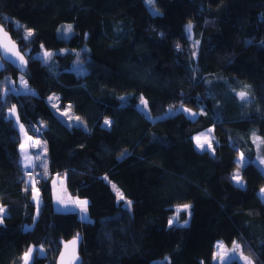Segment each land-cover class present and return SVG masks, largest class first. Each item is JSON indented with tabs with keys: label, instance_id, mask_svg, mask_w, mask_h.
Returning <instances> with one entry per match:
<instances>
[{
	"label": "trees",
	"instance_id": "1",
	"mask_svg": "<svg viewBox=\"0 0 264 264\" xmlns=\"http://www.w3.org/2000/svg\"><path fill=\"white\" fill-rule=\"evenodd\" d=\"M0 23L27 59L0 67V205L8 211L0 264H21L30 246L44 254L34 251L29 264H54L60 240L77 235L79 264H219L211 261L217 239L264 264V173L248 161L242 187L231 177L236 145H252V132L264 155V0H0ZM65 23L68 37L56 32ZM19 74L33 93H15ZM224 76L250 85V113ZM51 93L86 128L60 119ZM140 96L151 115L179 105L196 115L151 120L136 107ZM11 107L27 134L45 140L47 178L63 175L68 193L87 200V219L55 210L47 182L34 203ZM210 125L213 151L198 150L192 135Z\"/></svg>",
	"mask_w": 264,
	"mask_h": 264
},
{
	"label": "rangeland",
	"instance_id": "2",
	"mask_svg": "<svg viewBox=\"0 0 264 264\" xmlns=\"http://www.w3.org/2000/svg\"><path fill=\"white\" fill-rule=\"evenodd\" d=\"M64 28H62L63 25H60L56 32L58 35L63 36V37H68L71 32L67 31V26L71 25V23H65L64 24ZM51 51H41L38 56L43 57L42 54L45 53H50ZM0 64H1V59H0ZM70 69L83 74L86 71V68L82 65L77 66L76 63H73L70 65L69 67ZM223 80H225L226 84L229 86V88L231 90H234L237 94V96L241 99L239 93L244 92L246 93V96L244 99H242L244 101L245 104V112L246 113H250L251 110H253V97L250 94V85L247 83H240V81H237L235 79L229 78L228 76H224ZM239 83V84H238ZM211 84V81H209V86ZM239 85L238 87H236V85ZM242 86H241V85ZM25 85H27L24 77L19 74L16 80V91L15 93H27V90L25 88ZM27 89L28 85H27ZM31 90V89H30ZM33 91V90H31ZM52 99H49V98ZM46 101L47 103L50 105V107L52 108V110L54 111V113L60 118L62 119L66 124L68 125H80L83 128H86L85 123L80 119V117L73 111V109L70 107V105H65V106H60L59 105V97L58 94L56 93H51L46 97ZM142 101H146L145 98L143 96H140L139 100L136 103V107L141 110L147 117H149L151 120L160 118V117H165L168 115H171L174 113L175 110H181L185 113V115L189 118H194L196 115V112L186 106L183 105H179L175 110L172 109V107L167 106L165 108V110H163L161 113L156 114V115H151L148 111V106L147 103H142ZM55 105V107H54ZM190 110V111H189ZM64 113H67V115H64ZM9 114V113H8ZM193 114H195L193 116ZM77 117L79 119H77ZM109 120V118L105 117L102 120V125L104 126H108L104 124L105 120ZM204 135H201V134ZM24 134H20V142L17 146L14 147V149L17 151L18 155H19V160L20 162H22L24 160V158L26 157L25 155V146L28 143L27 140L25 138H23ZM28 136L33 137L34 139H36V149H33L31 151V155L34 156V158L36 159V162L42 166L45 167L46 166V160L48 159V155H47V146H46V142L45 140L38 136V135H30L28 134ZM196 137H200V143H204L205 144V148L209 151L212 152L213 151V141H214V128L213 125L207 126L201 130H199L198 132L194 133L192 135V139H193V144L195 146V148H197L198 150H202L200 148L197 147V140ZM250 139L252 142V145L248 146V148L245 146L243 147L240 144H237L236 147L238 148L239 152L235 158L237 166L233 169L231 177H233L235 174H237V172L239 173L240 177H241V173H240V167L246 163L243 162L241 160V155L243 154L244 160L245 161H251L254 164H256L259 169L262 170V172L264 173V155L262 154V137L258 134H256L255 132H252L250 134ZM38 142V143H37ZM211 143L212 144V148L208 149L207 148V143ZM21 145H24V148H21ZM37 154L39 155V159L37 158ZM29 168V169H28ZM31 168L32 171L31 172H25L26 169L30 170ZM37 166H28L25 168L24 171V176H25V181L27 183V185L30 187L31 189V197L34 200V203L36 205H40V203L43 201L44 197H45V189H44V185H45V179H44V174L42 173H36L37 171ZM46 173V171H45ZM46 175V174H45ZM43 179V180H41ZM50 185L52 186V197H53V207L55 210H60V211H76L79 214H82V212L86 211L82 210L84 208L83 205L79 204L78 201H84L86 200L85 198H79L76 196H72L71 194L68 193V191L65 188V184H64V176L60 175V174H54L50 177ZM233 180V179H232ZM233 182L235 184L236 181L233 180ZM242 182L244 185V180L242 178ZM113 190L115 191V193L117 194V197L120 199V197L118 196V193L122 194L121 191L114 185L111 184ZM264 188V185L260 188V190H258V193L260 195V197L263 199L264 201V193L261 192V189ZM37 198H36V197ZM87 201V200H86ZM127 200H125L124 205H126ZM0 208L4 209V212H0V219L3 215L7 214V208L3 205H0ZM177 207H174V211L176 212ZM177 221L174 220L173 224H175ZM236 242V241H235ZM236 244L238 245V243L236 242ZM219 245H223V247H219ZM31 248L34 249V251L38 252L37 250L42 249V247H33L30 246ZM43 250V249H42ZM33 251V253H34ZM25 253V252H24ZM23 253V255H24ZM32 253V255H33ZM217 253H219V255L217 256ZM216 256V259H214L213 257ZM248 257L247 255L243 254L240 251V248H236L235 251H233V242L231 244H226L223 240L221 239H217L214 242V249H213V254L211 257V261L212 262H216L219 264L225 263L227 261H229L230 257H236L238 259H234L236 261H238L240 264H245L243 257ZM23 257V256H22ZM221 257L223 259H221ZM249 258V257H248ZM249 260H251L249 258ZM252 261V260H251ZM23 264V261L22 263ZM253 264V262H252Z\"/></svg>",
	"mask_w": 264,
	"mask_h": 264
},
{
	"label": "water",
	"instance_id": "3",
	"mask_svg": "<svg viewBox=\"0 0 264 264\" xmlns=\"http://www.w3.org/2000/svg\"><path fill=\"white\" fill-rule=\"evenodd\" d=\"M7 57V59H5ZM22 57V59H21ZM0 59L12 65H26L27 59L19 49L17 42L10 36L7 29L0 23ZM78 238V239H77ZM77 239L73 245L71 241ZM80 236L77 235L67 240H60V247L56 254L54 264H60L63 255L64 264H79L80 255L78 252Z\"/></svg>",
	"mask_w": 264,
	"mask_h": 264
},
{
	"label": "snow or ice",
	"instance_id": "4",
	"mask_svg": "<svg viewBox=\"0 0 264 264\" xmlns=\"http://www.w3.org/2000/svg\"><path fill=\"white\" fill-rule=\"evenodd\" d=\"M149 3L151 4V3H152V0H149ZM71 30H72V26H71V25H68V26H67V31H68V32H71ZM186 30L189 31V32L191 31V24L188 25V27H187ZM31 35H32L31 30H28L27 37H30ZM27 37H25V39H27ZM52 55H53L52 53H45V56H47V57H49V58H50ZM5 59H7V57H5ZM21 59H22V57H21ZM0 67H2V64H0ZM25 88H26L27 91H31L30 89H27V85H25ZM239 95H240L241 99H244L245 96H246V93L241 92V93H239ZM49 99H52V98L50 97ZM142 103H145V104H146V101H142ZM54 107H55V105H54ZM189 111H190V110H189ZM64 115H67V113H64ZM194 115H195V114H193V116H194ZM77 119H79V118L77 117ZM110 123H111V122H110L109 120H107V119L104 121V124H105V125H110ZM21 127H23V126L21 125ZM37 131H38V130H37ZM201 135H204V134L202 133ZM29 139L31 140V137H29ZM196 140H197V147H198V148H200V149H202V150H207V149L205 148V144H204V143H200V137H196ZM37 143H38V142H37ZM206 143H207V142H206ZM21 148H24V145H21ZM207 148H208V149L212 148V144H211V143H207ZM37 158H38V159L40 158L38 154H37ZM241 160H242L243 162H247V161L244 160L243 154L241 155ZM30 166H33V167H34L35 165H30ZM232 179L236 181V183H237L238 186H241V187L243 186L242 177H240V175H239L238 172H237V174H235V175L232 177ZM261 192L264 193V188L261 189ZM118 196L120 197V199H123V195H122V194L118 193ZM78 203L81 204V205H83L84 208H83L82 210L86 211V206H87V203H88V202H87L86 200H84V201H78ZM130 205H131V201H127L125 207H129ZM189 207H190V205L177 206V209H176L177 216L169 219V221H168L169 226L171 227V226L173 225L174 220L178 219L179 212H180L182 209H188ZM0 212H4V209H3V208H0ZM82 219H87V217H86V216H85V217H82ZM186 224H187V222H185L184 225H178V226L183 227V226H186ZM77 239H78V238H77ZM77 239H74L73 241H71V243H72L73 245H75V244L77 243ZM219 247L222 248L223 245H219ZM238 247H239V245H237L236 242L234 241V242H233V251H235L236 248H238ZM33 251H34V249L31 248V247H29V248L25 251V253H24L23 257H22V259H23V264H29L30 259H32V253H33ZM37 251H38V253H39L40 255H43V254H44L42 249L37 250ZM218 255H219V253H217V256H218ZM213 258L216 259V256H214ZM221 259H223V258L221 257ZM229 259H230V261H231V260L238 259V258H236V257H230ZM243 260H244L245 264H252V261L249 260V258L246 257V256L243 257ZM60 264H64L63 255L61 256Z\"/></svg>",
	"mask_w": 264,
	"mask_h": 264
},
{
	"label": "crops",
	"instance_id": "5",
	"mask_svg": "<svg viewBox=\"0 0 264 264\" xmlns=\"http://www.w3.org/2000/svg\"><path fill=\"white\" fill-rule=\"evenodd\" d=\"M28 88H30L28 86ZM31 89V88H30ZM33 90V89H31ZM27 93H33V91H27ZM8 113L9 115L13 118L17 128H18V131H19V134H24L23 138H25L27 140V144L25 146V155L26 157L24 158V160L21 162L22 166L23 167H28L30 165H36L37 166V172L38 173H42L44 174V179L46 180L45 182H47V184L49 185L50 187V191H51V195H52V186L50 185V177L47 178L48 176V159L46 160V166L45 167H42L40 166L37 162H36V159L34 158V156L31 155V151L33 149H36V139H34L33 137H31V140L29 139V136L27 134V132L25 131V129L23 127H21V124L20 122L18 121V117H17V113H16V109L14 107H11L9 108L8 110ZM46 171V173H45ZM46 174V175H45ZM260 190V189H259ZM36 197V196H35ZM32 198V197H31ZM37 198V197H36ZM33 200V199H32ZM34 201V200H33ZM52 202H53V197H52ZM79 217L82 219V217H85V212H82V214H79ZM87 217V216H86ZM23 261V259H22ZM31 261V259H30ZM29 261V263H30Z\"/></svg>",
	"mask_w": 264,
	"mask_h": 264
},
{
	"label": "built area",
	"instance_id": "6",
	"mask_svg": "<svg viewBox=\"0 0 264 264\" xmlns=\"http://www.w3.org/2000/svg\"><path fill=\"white\" fill-rule=\"evenodd\" d=\"M37 130H38V131H37ZM35 131H36L37 133H40V130H39V129H36ZM28 169H29V168H28ZM28 169H26L25 172H31L33 168H31L30 170H28ZM36 171H37V170H36Z\"/></svg>",
	"mask_w": 264,
	"mask_h": 264
}]
</instances>
